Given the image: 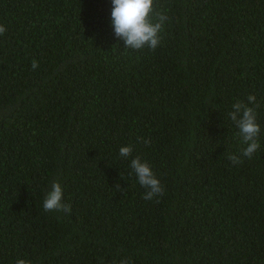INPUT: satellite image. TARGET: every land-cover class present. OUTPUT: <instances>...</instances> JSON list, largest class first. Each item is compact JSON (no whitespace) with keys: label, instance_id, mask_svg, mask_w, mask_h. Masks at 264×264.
<instances>
[{"label":"trees","instance_id":"1","mask_svg":"<svg viewBox=\"0 0 264 264\" xmlns=\"http://www.w3.org/2000/svg\"><path fill=\"white\" fill-rule=\"evenodd\" d=\"M158 10L161 45L135 51L111 0H0V264H264V0ZM248 95L261 149L234 166ZM136 156L163 196L142 198ZM57 180L71 214L43 209Z\"/></svg>","mask_w":264,"mask_h":264},{"label":"clouds","instance_id":"2","mask_svg":"<svg viewBox=\"0 0 264 264\" xmlns=\"http://www.w3.org/2000/svg\"><path fill=\"white\" fill-rule=\"evenodd\" d=\"M111 3V24L115 36L124 42L126 50L150 49L154 51L161 45V33L169 17L164 11L158 10V0H111ZM5 32L6 27L0 24V36ZM31 67L36 70L39 67L38 61L33 60ZM259 106L257 97L248 95L247 102L236 101L232 105V111L227 113L228 119L238 130L236 135L242 145L239 154L229 153L227 155V159L234 166L243 164L242 157L251 159L261 149L262 128L258 123L256 111ZM144 143H149V141H144ZM133 150L132 145L122 146L119 149V155L128 158L132 156ZM130 167L139 185L145 189L142 195L144 200L151 201L164 195L163 184L146 160L136 156L131 159ZM63 197L62 185L57 180L51 184V190L44 196V211L71 214V205L64 203ZM15 264H32V261L18 258ZM120 264H133V262L130 258H125L120 261Z\"/></svg>","mask_w":264,"mask_h":264}]
</instances>
